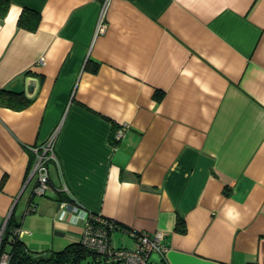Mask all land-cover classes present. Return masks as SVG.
Here are the masks:
<instances>
[{"label": "crops", "instance_id": "obj_1", "mask_svg": "<svg viewBox=\"0 0 264 264\" xmlns=\"http://www.w3.org/2000/svg\"><path fill=\"white\" fill-rule=\"evenodd\" d=\"M102 2L11 0L0 17V86L39 81L25 109L0 106V232L12 215L46 255L100 215L163 232L161 264H264V0H110L96 33ZM53 134L52 189L34 195Z\"/></svg>", "mask_w": 264, "mask_h": 264}, {"label": "built area", "instance_id": "obj_2", "mask_svg": "<svg viewBox=\"0 0 264 264\" xmlns=\"http://www.w3.org/2000/svg\"><path fill=\"white\" fill-rule=\"evenodd\" d=\"M110 0H103L101 4L99 19L97 23L96 33L105 30L104 16ZM43 63V59L40 60ZM125 128H119L114 133V138L120 140L123 136ZM54 139L55 134L51 135L43 142L39 149H36L35 160L32 165L31 175L36 176V185L34 187V195L43 196L52 189L49 183L48 162L54 158ZM35 207L29 204L27 213L33 212ZM8 221V220H7ZM5 223V226L7 224ZM117 225L113 220H109L100 215H91L84 228V234L81 239L82 245L92 251L99 261L106 264H161L166 261V253L169 245L165 240L163 232H154L148 234L145 232L135 231L132 229H119L132 238L134 246L132 248L115 247L111 241V233L117 230ZM17 230L15 229V232ZM4 229L0 232V242ZM160 257L156 260L153 256ZM10 254L0 250V264H9ZM31 264H58L50 263H31ZM72 264V263H63Z\"/></svg>", "mask_w": 264, "mask_h": 264}, {"label": "trees", "instance_id": "obj_3", "mask_svg": "<svg viewBox=\"0 0 264 264\" xmlns=\"http://www.w3.org/2000/svg\"><path fill=\"white\" fill-rule=\"evenodd\" d=\"M11 0H0V17H4ZM40 21V14L37 12L24 9L18 18V26L29 30L36 29ZM34 100V97L28 98L24 91L17 92L6 87L0 86V106L7 107L13 110H22L28 107ZM108 219V218H107ZM111 220V219H109ZM118 228L127 229V227L114 221ZM18 225L15 223L12 215L10 216L7 225L4 229L0 250H8L10 254L9 264H31V263H50L58 264L72 263L82 264L84 259L92 252L88 250L81 242L72 243L66 246L61 251L50 252L46 255H35L31 253L25 244L16 238L14 228ZM129 229V228H128ZM177 230L184 231L183 221L177 223Z\"/></svg>", "mask_w": 264, "mask_h": 264}, {"label": "water", "instance_id": "obj_4", "mask_svg": "<svg viewBox=\"0 0 264 264\" xmlns=\"http://www.w3.org/2000/svg\"><path fill=\"white\" fill-rule=\"evenodd\" d=\"M39 81L35 77H29L26 80L25 93L28 98L35 96L36 90L38 89Z\"/></svg>", "mask_w": 264, "mask_h": 264}, {"label": "rangeland", "instance_id": "obj_5", "mask_svg": "<svg viewBox=\"0 0 264 264\" xmlns=\"http://www.w3.org/2000/svg\"><path fill=\"white\" fill-rule=\"evenodd\" d=\"M28 215H30V214H28ZM92 260H93V254L91 253L84 259L82 264H96V263H93Z\"/></svg>", "mask_w": 264, "mask_h": 264}]
</instances>
